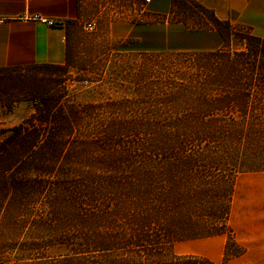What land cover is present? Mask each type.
Listing matches in <instances>:
<instances>
[{"label": "trees", "instance_id": "1", "mask_svg": "<svg viewBox=\"0 0 264 264\" xmlns=\"http://www.w3.org/2000/svg\"><path fill=\"white\" fill-rule=\"evenodd\" d=\"M175 6L197 8L219 42L139 49L118 39L114 51L141 59L131 77L146 100L77 99L68 81L90 85L117 58L100 47L80 60L68 30L63 63L0 67V108H32L0 130V263L222 264L245 252L228 217L235 177L264 172V37L195 0H172L168 13ZM219 234L220 263L172 249Z\"/></svg>", "mask_w": 264, "mask_h": 264}, {"label": "rangeland", "instance_id": "2", "mask_svg": "<svg viewBox=\"0 0 264 264\" xmlns=\"http://www.w3.org/2000/svg\"><path fill=\"white\" fill-rule=\"evenodd\" d=\"M135 1V6L131 9L128 8L129 11L127 12L130 24L143 21L144 23L150 24L149 27L151 30L149 31V37H142L141 40L136 38L139 35H130L129 39L131 43L126 44L130 47L139 49L145 47L165 49L162 48L163 37L160 35L162 29L155 30L153 28L155 27L154 23L157 22H170L176 18H185L186 24H184V26L190 33L188 37L197 33H202L200 31H207L211 27L210 23L206 21L205 16L200 14L197 8L193 6L188 8L175 6L174 8L172 7L175 13L157 15L150 10L149 4L145 6L143 12H140L138 8L141 0ZM111 3L112 0H84L82 3L84 7L83 21H68L65 25L62 21L61 25L54 26L64 25L65 32L66 30L70 32L69 43L72 51L76 53L84 52L80 54V60L90 57L89 53L92 55V53L96 52L94 50L97 48H109L111 51L110 54H112L114 58H117L115 61L114 59L110 60L109 66L115 67L113 72L119 71L121 74H119V76H114L112 71L111 73H109L110 71L108 73L98 71V74H93L94 78H98L97 81L90 85H80L75 80L68 81V84L74 91L72 93H75L79 100L95 99L97 101H104L108 98L110 100H136V98L139 100H146L145 97L138 94L136 95L135 92L137 87L133 84L131 77L136 69H140V57L132 59V56L128 54L129 51L122 50L118 53L114 51L118 46L117 41H119V38H115L110 34V22L113 23L118 21L113 19L109 21L111 18ZM120 12L122 13V10H120ZM86 21H92L94 23L92 30H86L83 27V23ZM81 33L90 35L89 39L91 40H87L86 42L83 41L82 38L79 39V34ZM206 33L209 32L207 31ZM214 33L216 34V32L212 34ZM193 39L188 38L187 42H192L194 41ZM113 61L115 64H113ZM143 109L145 110V108L139 107L133 109L125 108L123 109V114L133 113L131 111L133 110L136 111L138 115H141L144 113ZM31 111L32 108L28 101H19L15 103L11 111H5L3 108H0V130L18 124ZM228 225L232 228L235 239L237 238L238 240V244L245 248V252L225 262V264H264V172L241 173L235 177ZM223 240L225 244L226 236L224 234L205 238L178 240L172 244V249L177 254L210 253L214 251L213 249H216L218 243H222ZM217 257V261L220 263L221 250Z\"/></svg>", "mask_w": 264, "mask_h": 264}, {"label": "crops", "instance_id": "3", "mask_svg": "<svg viewBox=\"0 0 264 264\" xmlns=\"http://www.w3.org/2000/svg\"><path fill=\"white\" fill-rule=\"evenodd\" d=\"M195 1L210 9L218 19L247 27L252 34L264 37V0ZM83 2L84 0H0V67L24 66L37 62L63 63L66 37L64 25L67 21L84 20ZM148 2L141 0L138 8L140 12L149 4L153 13L167 15L172 0ZM135 3V0H112L109 21H118L110 22V34L113 37L124 39L136 34L139 35L136 38L141 40L151 30L150 24L143 21L130 24L127 12ZM34 15L40 18H35ZM43 18L60 20L64 25H47ZM154 26L155 30L162 29L160 35L163 37L162 48L165 49H212L219 42L217 35L212 34L214 31L188 37L190 33L182 23L164 21L154 23ZM188 38H194V41L187 42ZM236 241L238 242L237 238ZM223 247L224 240L218 243L214 251L196 254L207 256L218 263L217 256L221 250L222 257Z\"/></svg>", "mask_w": 264, "mask_h": 264}, {"label": "built area", "instance_id": "4", "mask_svg": "<svg viewBox=\"0 0 264 264\" xmlns=\"http://www.w3.org/2000/svg\"><path fill=\"white\" fill-rule=\"evenodd\" d=\"M149 0H144V2H148ZM35 18H40L38 15H34ZM47 25H51V26H54V25H61L62 24V21L60 20H55V19H46V18H43L42 19ZM83 27L86 29V30H92L93 27H94V23L92 21H86L85 23H83Z\"/></svg>", "mask_w": 264, "mask_h": 264}]
</instances>
